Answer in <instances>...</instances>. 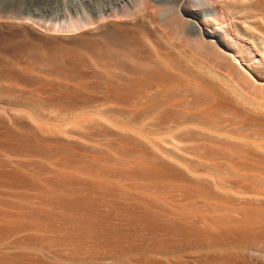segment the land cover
Masks as SVG:
<instances>
[{"label":"rangeland","instance_id":"obj_1","mask_svg":"<svg viewBox=\"0 0 264 264\" xmlns=\"http://www.w3.org/2000/svg\"><path fill=\"white\" fill-rule=\"evenodd\" d=\"M229 21L235 51L264 55V0ZM13 22L24 26L0 25V245L13 247L2 251L247 264L193 245L264 230V66L235 55L248 72L232 74L150 23L80 35Z\"/></svg>","mask_w":264,"mask_h":264},{"label":"bare ground","instance_id":"obj_2","mask_svg":"<svg viewBox=\"0 0 264 264\" xmlns=\"http://www.w3.org/2000/svg\"><path fill=\"white\" fill-rule=\"evenodd\" d=\"M39 3L38 9L23 11L26 4ZM256 0H0V25L9 29L23 27L16 20L24 19L33 29L41 19L48 22L46 30L57 32H91L102 34L108 29L119 28L125 24L142 27L150 23L160 39L168 45H179L191 49L195 54L208 56L221 68L241 76L245 70L236 56L247 64V69L259 70L264 66V55L255 51H235L237 42L232 39L229 30L236 23L229 18L236 17L244 9H251ZM11 3V4H8ZM5 22V23H3ZM31 22V24H30ZM3 23V24H2ZM25 28L24 30L27 31ZM30 31V30H29ZM28 31V32H29ZM231 48L228 54L224 49ZM223 48H220V46ZM229 51V50H228ZM233 54V55H232ZM236 55V56H235ZM263 56V57H262ZM225 60V62L223 61ZM237 64V66H236ZM243 71H241V70ZM240 82L248 94L256 91L242 78ZM252 97V96H251ZM255 99V96L253 98ZM258 228V227H257ZM239 229V228H238ZM212 240L210 243H195L194 249L200 255H209L215 250H232L247 264H264V230L246 228ZM256 229V228H253ZM230 232V231H229ZM240 232V233H239ZM13 247L0 245V264H89L87 259L65 255L53 248L37 244L16 245L15 253L3 252ZM32 254L34 260L17 257ZM162 256L168 252L161 249Z\"/></svg>","mask_w":264,"mask_h":264}]
</instances>
